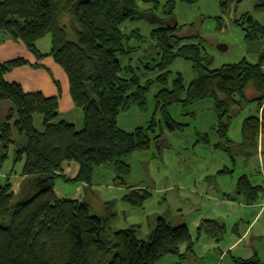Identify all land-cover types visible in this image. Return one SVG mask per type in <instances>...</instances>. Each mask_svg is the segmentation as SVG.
<instances>
[{
	"label": "trees",
	"instance_id": "obj_1",
	"mask_svg": "<svg viewBox=\"0 0 264 264\" xmlns=\"http://www.w3.org/2000/svg\"><path fill=\"white\" fill-rule=\"evenodd\" d=\"M139 3L157 7L156 0H0V36L20 41L39 59L44 55L36 42L49 35L48 55L65 73L70 99L82 113L79 130L58 120L57 96L26 92L20 84L4 79L14 68L37 64L23 58L0 63V168L11 148L12 167L20 163L21 175L41 178V185L23 197L11 192L8 178L0 186V264H155L166 254H179L181 245L191 252L192 239L184 224L173 225L158 218L147 239H138L135 225L112 229L114 201L104 202L103 213L93 215L85 201L58 198L53 190L56 179L89 187L94 170L105 166L115 169L117 184L125 185L129 166L124 159L147 151L152 141L162 140V134L150 137L153 119L131 131L119 128L116 119L133 105L143 110L153 84L159 85L155 109L171 132L183 127L168 113L173 104L185 106L211 99L214 128L225 140L231 111L254 104L255 113L245 117L240 126V150H256L264 130V24L249 15L235 20L244 32L248 51L256 54L255 62L242 58L210 68L202 39L177 35L179 27L172 18L174 1L165 0L162 11L173 25L166 19L149 31L156 53L138 75L130 63L122 66L118 55L136 49L130 41L139 33H124L120 27L140 16ZM220 3L223 9L227 7L226 0ZM257 8L264 9V0ZM177 58L191 63L195 76L188 84L179 74L169 81L168 68ZM51 79L59 90L58 82ZM248 89L252 91L250 98ZM35 115L41 116V129L34 125ZM64 161L78 164L74 178L61 173ZM236 191L251 205L264 190L243 175ZM149 197L147 189L138 187L121 199L139 207ZM202 228L217 234L223 226L204 220L198 229Z\"/></svg>",
	"mask_w": 264,
	"mask_h": 264
},
{
	"label": "rangeland",
	"instance_id": "obj_2",
	"mask_svg": "<svg viewBox=\"0 0 264 264\" xmlns=\"http://www.w3.org/2000/svg\"><path fill=\"white\" fill-rule=\"evenodd\" d=\"M173 1L172 18L179 27L177 35H198L202 39L210 68L235 63L242 58L249 62L256 61V54L248 51L244 32L235 20L242 15H249L264 24V9H256L262 0H226L225 9L221 7L220 0ZM156 2V8L152 4L139 3L140 16L120 27L124 33L133 30L139 33V37L135 36L130 41V45L136 49L130 54L118 55L121 65L130 63L138 75L143 72L142 65L151 63L156 53L149 31L167 19L162 11L165 0ZM166 22L173 25L170 19ZM11 42L17 41L0 36V63L24 57L27 53L20 43L17 47ZM49 44L50 37L46 35L36 42V47L43 50L49 48ZM220 44L225 46V50L218 49ZM42 58L36 59L39 61ZM58 68V72L54 71L60 72V75L52 72L58 81L57 92L71 104L68 82L61 68ZM168 70L169 81L179 74L184 84H188L195 76L191 63L182 58L175 59ZM13 77L15 81L21 78L30 81L29 76L20 71L14 73ZM25 83L21 86L26 91L28 86ZM158 89L159 85H151L144 109L133 105L118 114L116 123L122 130L131 131L146 126L153 119L150 137L161 133L162 140L152 141L147 151L133 153L124 159L129 166V173L124 177L125 185L115 182L117 173L112 167L94 170L91 185L85 187V202H91L90 213H103L100 200L114 201L116 219L112 222V229L135 225L136 236L142 240L147 239L158 218L173 225L184 224L191 235V252L187 253L186 245H181L179 254H166L155 264H264V209L258 200L251 205L246 204L236 191V183L243 175L252 185H261L264 190V178L259 172L260 164L264 163L263 128L254 152L240 150V126L245 117L255 113V105L245 104L232 114L226 137L229 142H226L214 128L216 117L213 102L208 98L185 106H169L170 117L183 125L181 130L169 131L155 109L154 96ZM246 93L249 98L252 96L250 89ZM60 112L62 117L76 119L75 128L81 129L82 113L79 108L71 104L70 109L64 108ZM34 125L41 129L40 115L34 116ZM11 158L10 148L8 158L0 168V174L5 172L7 178L19 168L18 165L12 167ZM222 170L225 173L219 174ZM5 182L6 179H0V185ZM56 182L61 184V187L58 185V191L65 192L64 196L68 197L67 191L73 188L74 183ZM138 187L147 189L150 197L142 206L132 207L121 197L130 189ZM204 220L216 221L223 226L222 232L215 234V230L198 229Z\"/></svg>",
	"mask_w": 264,
	"mask_h": 264
},
{
	"label": "crops",
	"instance_id": "obj_3",
	"mask_svg": "<svg viewBox=\"0 0 264 264\" xmlns=\"http://www.w3.org/2000/svg\"><path fill=\"white\" fill-rule=\"evenodd\" d=\"M11 43L17 47H18V45L21 44L23 46V48L26 49L20 41L11 42ZM49 48H50V44H49ZM49 48H44L43 50L42 49L39 50L37 48V50L41 54L44 55L43 58L39 61L30 53V55L33 56V58H32L29 55L28 51L26 50L28 54L26 53L24 55V57H17V58H23L28 63L37 64L38 66L23 65V66L14 68L9 73L4 75V79L7 82H16V83L20 84V86L26 82L25 84H27V86H28L26 92H41L44 96H47V97L57 96V98H58V120L66 121L68 123L73 124L76 127V125H77L76 119H74L71 116H69V117H62L61 116L60 110H62L64 108L70 109L71 104L73 105V103L71 102V104H70L68 102V100L66 99V97H64V99L62 98L61 93L57 92V90H58L57 86L53 83V81L51 79V76L54 78L55 73L58 72L59 66L54 61H52L50 56L48 55ZM12 59H15V58H12ZM8 60H10V59H8ZM45 68H47L48 71L45 70ZM18 71H20V73L23 72L24 74L29 76L30 81L29 82L25 81L23 78H21L20 81H15L13 75H14V73H18ZM52 72H55V73H52ZM56 74L60 75V72L56 73ZM64 75H65V73H64ZM65 78H66V75H65ZM66 81H67V78H66ZM21 88H22V86H21ZM60 91L62 92L61 89H60ZM67 91H68V83H67ZM68 95H69V93H68ZM69 99H70V96H69ZM70 101H71V99H70ZM66 118H68V119H66ZM77 118H78V116H77ZM81 123H82V117H81ZM17 165L19 166V168L17 169V171L14 172V175H11V174L8 175V180H9L8 182L11 186V192L15 196L18 195L19 197H23V196L28 195L30 192L34 191L36 188H38L41 185V178L39 176H28V177H26L24 175H21V173H20L21 164L19 163ZM60 169H61V173L65 177L74 178L75 175L77 174V171H78V164L76 162H73V161H64L61 164ZM4 173L5 172L0 174V179L5 181V179H7V174H4ZM56 181L61 182V180L56 179L54 182V186H53L54 193L58 198H66V199H72V200H78V201H85L86 189H85V185L83 183H80V182L74 183L73 188H71V189H69V191H67V193H69L68 194L69 196L65 197L64 196L65 192L61 193L60 191H58V185H60V187H61V184L60 183L58 184ZM100 201H102L101 204L103 205L104 201L103 200H100ZM87 204H88L89 209H90L91 202L87 201Z\"/></svg>",
	"mask_w": 264,
	"mask_h": 264
},
{
	"label": "built area",
	"instance_id": "obj_4",
	"mask_svg": "<svg viewBox=\"0 0 264 264\" xmlns=\"http://www.w3.org/2000/svg\"><path fill=\"white\" fill-rule=\"evenodd\" d=\"M262 68L264 70V66ZM259 172L264 178V163L263 162L259 166ZM258 195L259 196L257 197V200H258L261 208L264 209V191H261Z\"/></svg>",
	"mask_w": 264,
	"mask_h": 264
},
{
	"label": "water",
	"instance_id": "obj_5",
	"mask_svg": "<svg viewBox=\"0 0 264 264\" xmlns=\"http://www.w3.org/2000/svg\"><path fill=\"white\" fill-rule=\"evenodd\" d=\"M218 49H219V50H225V46H224L223 44H220V45H218ZM236 111H237L236 109L232 110V111H231V114H235Z\"/></svg>",
	"mask_w": 264,
	"mask_h": 264
}]
</instances>
